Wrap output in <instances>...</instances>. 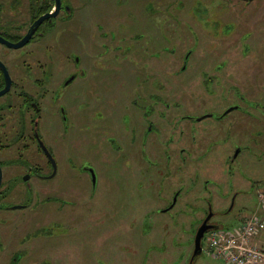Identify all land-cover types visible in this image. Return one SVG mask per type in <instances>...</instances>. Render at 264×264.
I'll return each mask as SVG.
<instances>
[{
    "label": "flooded vegetation",
    "instance_id": "flooded-vegetation-1",
    "mask_svg": "<svg viewBox=\"0 0 264 264\" xmlns=\"http://www.w3.org/2000/svg\"><path fill=\"white\" fill-rule=\"evenodd\" d=\"M237 2L242 4L241 18L223 16L217 20H213V8L206 2L211 20H205L199 28L196 25L205 35L192 27L196 39L191 41L197 48L188 50L172 48L171 39L173 34L177 37L174 42L180 40L177 25L185 20L184 0L149 2L164 23V50H159L160 43L154 35L124 33L119 23L107 19L120 20L119 17L105 12L106 18L100 19L104 12H98L101 16L94 19L100 21L86 26L93 36V47L88 45L89 50L84 51L87 55L83 56L70 49L72 30L77 28L73 26L79 20L78 0H0V225H7L0 228V264H18L24 257L27 259L30 242L25 241L32 240V236L20 242L23 249L14 255H8L3 248L5 244L11 248L12 228L18 227L14 223L19 218L25 222L27 217L24 219L23 213L31 212L37 200L58 199L56 191L45 186L46 180L54 181L60 174V152L55 151L57 137L72 142L82 112H88L91 117L94 111L93 116L100 114L107 120L106 128H110L111 134L108 140L118 152L125 150L123 142L130 136L141 147L140 158L152 165L160 163L155 160L162 153L156 149L157 139H166L169 153L164 160L173 175L176 169H186L185 154H194L190 143L206 142L209 136L208 150L217 145L215 134L207 128L214 130L216 126L222 132L229 129L233 133L245 124L254 125L250 120L260 118L264 109V0H228L234 7ZM220 27L225 33H220ZM23 40L26 42L22 45H15ZM194 53L201 56L200 63L191 62ZM131 57L138 64L128 67L133 77L125 79L120 62ZM116 120L119 129L112 128ZM204 122L209 125L205 126ZM238 138L235 142L244 144L239 143L234 156L230 153L231 161L244 146L251 149L245 145L244 138L240 135ZM259 148L264 154V143ZM83 162V171L95 192L99 176L94 161ZM65 165L72 166V159L62 162V171ZM263 182L254 181L256 209L260 208ZM218 186L220 189L216 186L210 189L209 184L202 186L200 198L208 202L209 208L200 213L203 211L198 205L195 224L181 233L188 250L185 256L184 252L181 254L182 264H193L197 259H193L196 232L208 216L202 249L204 240L211 247L213 233L237 226H224L214 220L217 213L213 199L228 194ZM212 191L217 193L216 197ZM182 194L183 189L175 191L164 200L159 211L172 212ZM238 195L237 190L231 208ZM47 221L53 222L50 218ZM189 231L194 232L191 245ZM29 262L24 264L36 263ZM43 263L50 264L49 261L39 264Z\"/></svg>",
    "mask_w": 264,
    "mask_h": 264
},
{
    "label": "rangeland",
    "instance_id": "rangeland-1",
    "mask_svg": "<svg viewBox=\"0 0 264 264\" xmlns=\"http://www.w3.org/2000/svg\"><path fill=\"white\" fill-rule=\"evenodd\" d=\"M78 1L80 4H76L79 6L76 16L79 20L73 26V29L77 28L72 30L70 49L81 52L83 56L87 55L84 51L89 50L88 45L93 47V36L86 26L90 22H99L94 16H101L98 12L103 11L104 15L100 19L106 18L105 12L109 16L119 17L120 20L107 19L119 23L124 33L133 35L143 32L150 37L151 34L154 35L160 43L159 50H164L166 30L163 21L155 15L150 0H96L92 3L90 0ZM200 1L203 0H184L186 6L182 13L185 20L177 25L181 36L180 40L174 42L177 37L172 34V48H197L193 42L196 39L195 32L201 31L205 35L204 30L197 28L206 23L205 20H211L205 8L206 2L210 5L209 8H213V20L223 16L228 19L241 18L240 2L234 7L228 0ZM172 17L175 18V15ZM193 26L196 30L192 29ZM222 32L225 33L220 27V33ZM162 59L164 61V55ZM201 60V56L194 53L191 62L195 64ZM137 64L136 58L123 59L120 62L124 69L123 78L132 79L133 71L128 67ZM260 112V118L248 119L254 125L245 124L238 132L232 133L229 129L222 132L216 126L214 130L207 128L219 142L210 150L209 136L206 142L190 143L194 154H185L186 169H176V175H173L172 168H168L164 160L169 153L166 139H157L156 149L159 148L162 153L155 160L160 163L152 165L140 158L141 147L133 143L130 136L123 142L125 150L123 148L118 152L108 140L111 134L108 132L110 128H106L107 120L100 114L93 116L94 111L91 117L88 112H82L77 119L72 142L57 137L55 151L60 152V174L54 181L46 180L45 186L56 191L58 199L53 202L37 200L31 212L23 213V218L27 217L25 222L19 218L14 223L17 228L9 226L12 228L13 241L10 249L5 244L4 252L10 256L16 254L23 249L20 242L32 236L37 240L32 242V238L25 241L30 242L27 259L24 257L18 264L26 261H35V264L41 261H49L50 264H182L181 254L184 252L185 256L188 250L181 233L195 224L198 205L203 211L200 213H205L209 208L208 202L200 198L204 191L203 184H209L210 189L214 186L219 188L220 185L224 192H228L221 195L218 198L220 200L215 198L212 201L217 213L214 220L224 226L238 225L241 218L251 215L255 210L264 214V207L256 209L258 198L254 186V181H264V154L259 148L264 143V109ZM209 121L213 122L211 119ZM117 124V120L112 122V128L119 129ZM204 125L209 123L204 122ZM222 125L225 126L224 122ZM239 135L252 150L244 146L245 149L239 156L231 161L230 153H234V156L239 143L244 144L242 141L235 142ZM198 145L202 146L196 149ZM69 158L72 159V166L65 165L62 171V162ZM87 159L94 161L92 164L98 171L99 180L95 192L89 176L83 171V161ZM177 159L183 162L181 156ZM178 189H183V194L179 196L172 212L159 211L164 200L172 197ZM237 190L240 195L231 208V199ZM46 192L47 190L44 191ZM212 192L216 197L217 193ZM63 200L67 202L64 203ZM49 218L53 222L47 221ZM6 226L1 223L0 228ZM261 242L264 247V235ZM203 244V251L193 264H225L208 252L206 240ZM192 251L190 248L189 252Z\"/></svg>",
    "mask_w": 264,
    "mask_h": 264
},
{
    "label": "built area",
    "instance_id": "built-area-1",
    "mask_svg": "<svg viewBox=\"0 0 264 264\" xmlns=\"http://www.w3.org/2000/svg\"><path fill=\"white\" fill-rule=\"evenodd\" d=\"M264 207V192L259 194ZM264 214L255 211L231 230H220L210 237L208 252L225 264H264Z\"/></svg>",
    "mask_w": 264,
    "mask_h": 264
},
{
    "label": "water",
    "instance_id": "water-1",
    "mask_svg": "<svg viewBox=\"0 0 264 264\" xmlns=\"http://www.w3.org/2000/svg\"><path fill=\"white\" fill-rule=\"evenodd\" d=\"M26 40H23L17 44H15L16 46H20L23 43H25ZM210 218V216H208L205 221L203 222L202 226L199 228V230L196 232V237H195V249H194V254H193V259L197 256H199L202 253V239L204 237V234L206 233L207 229H208V225H207V221Z\"/></svg>",
    "mask_w": 264,
    "mask_h": 264
},
{
    "label": "trees",
    "instance_id": "trees-1",
    "mask_svg": "<svg viewBox=\"0 0 264 264\" xmlns=\"http://www.w3.org/2000/svg\"><path fill=\"white\" fill-rule=\"evenodd\" d=\"M256 211V210H255ZM254 211V212H255ZM190 233V234H189ZM189 233H188V242H189V245H191L192 243H193V237H194V232H192V231H189ZM197 258V257H196ZM195 258V259H196Z\"/></svg>",
    "mask_w": 264,
    "mask_h": 264
},
{
    "label": "crops",
    "instance_id": "crops-1",
    "mask_svg": "<svg viewBox=\"0 0 264 264\" xmlns=\"http://www.w3.org/2000/svg\"><path fill=\"white\" fill-rule=\"evenodd\" d=\"M264 235V234H263ZM262 238V237H261Z\"/></svg>",
    "mask_w": 264,
    "mask_h": 264
}]
</instances>
